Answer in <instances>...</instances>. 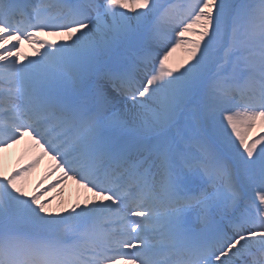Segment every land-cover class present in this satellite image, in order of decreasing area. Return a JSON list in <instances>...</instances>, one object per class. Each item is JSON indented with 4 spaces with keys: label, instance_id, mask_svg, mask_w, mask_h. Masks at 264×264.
Instances as JSON below:
<instances>
[{
    "label": "snow or ice",
    "instance_id": "obj_1",
    "mask_svg": "<svg viewBox=\"0 0 264 264\" xmlns=\"http://www.w3.org/2000/svg\"><path fill=\"white\" fill-rule=\"evenodd\" d=\"M261 133L264 0H0V264H264Z\"/></svg>",
    "mask_w": 264,
    "mask_h": 264
},
{
    "label": "bare ground",
    "instance_id": "obj_2",
    "mask_svg": "<svg viewBox=\"0 0 264 264\" xmlns=\"http://www.w3.org/2000/svg\"><path fill=\"white\" fill-rule=\"evenodd\" d=\"M181 55H182V53H179V52L177 53V57H179ZM261 134H264V133H261ZM254 135H255V133H254ZM19 151H20L19 149L14 150L12 152V154L10 155V158L8 161L9 168H11L15 164L16 158L19 155ZM32 176L35 177L34 175H32ZM32 176L30 178L29 183L27 184L30 186V189H29V187H26V190L29 192H31L35 188V185L37 182V180L34 179ZM76 198H77L76 187H75V185L69 184V186L67 187L66 197L64 198L65 206L70 207L71 203L75 202ZM53 206L54 207L56 206L55 203H53Z\"/></svg>",
    "mask_w": 264,
    "mask_h": 264
},
{
    "label": "rangeland",
    "instance_id": "obj_3",
    "mask_svg": "<svg viewBox=\"0 0 264 264\" xmlns=\"http://www.w3.org/2000/svg\"><path fill=\"white\" fill-rule=\"evenodd\" d=\"M49 39H52V38L49 37ZM22 50H23V52H26V54H29L30 53V56H32V49H31V47L28 44H26L25 46H23V49ZM43 163L44 164H42L40 166V168H38L32 175H34V176H36L38 178L39 175H42L43 174L45 168L47 167V163L48 162H47V160H45ZM41 171H42V173H41ZM36 177H34V178L37 180ZM27 187H29V189H30V186L29 185H27ZM66 191H67V188L64 189V193H63V196L62 197L59 196V195H57L56 193H53L52 194V195H55V194L57 195V199L55 201H53V203H55V205H58L61 202V200L64 202V198L66 197Z\"/></svg>",
    "mask_w": 264,
    "mask_h": 264
}]
</instances>
